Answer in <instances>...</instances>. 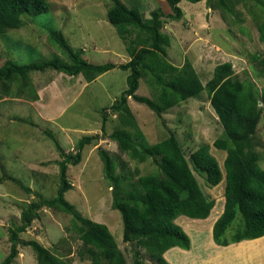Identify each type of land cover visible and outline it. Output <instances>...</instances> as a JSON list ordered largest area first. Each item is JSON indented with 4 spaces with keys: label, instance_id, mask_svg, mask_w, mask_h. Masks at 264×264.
<instances>
[{
    "label": "rangeland",
    "instance_id": "obj_1",
    "mask_svg": "<svg viewBox=\"0 0 264 264\" xmlns=\"http://www.w3.org/2000/svg\"><path fill=\"white\" fill-rule=\"evenodd\" d=\"M129 9L139 12L144 19L151 11L163 15L161 32L170 38L165 60L181 67L189 61L202 84L212 76L215 66L229 62L234 78L249 81L260 96L264 92V44L259 42L258 27L264 21V7L253 0H202L191 4L179 3L182 18L173 21L165 0H120ZM49 11L35 17L22 16L16 30L0 35V66L10 61L15 64L41 63L59 57L68 61L57 45L49 42L51 31H59L75 52L92 64H124L129 60L124 42L109 24L106 12L109 0H46ZM150 73V71H149ZM127 71L114 69L87 83L79 75L69 77L47 69L31 72L27 77L0 81V264L9 253L8 228L19 224L21 209L37 201L56 196L58 189V161L60 157L53 139L66 154H73L77 141L83 136L100 135L102 109L109 107L126 89ZM157 87L149 74L140 80L137 95L156 99ZM138 128L148 145L173 134L186 158L200 146L207 145L209 153L218 162L223 179L214 188H208L203 178L194 173L205 196L215 200L212 220L224 205V151L213 143L223 138V130L209 98L202 92L157 117L146 106L131 99L127 101ZM261 119L256 130L255 152L264 169V107L259 101ZM105 132L120 128L116 114L106 111ZM134 133L131 128H124ZM52 138V139H51ZM109 152L117 172L127 167L125 176L135 183L137 175L157 171L151 159L143 163L132 160L109 139H98L82 151L81 162L69 166L67 179L72 189L65 200L85 218L104 224L113 236L127 264H132L133 248L122 242L120 214L111 208V188L103 178V166L97 149ZM134 170L138 173L133 175ZM22 187L30 189L26 193ZM181 216L176 219L190 239V253L203 254V245L209 240V222ZM70 216L54 209H42L38 219L20 234L21 240H36L53 254L58 263L91 264L70 227ZM243 219L237 214L226 230L230 237L243 229ZM213 242V241H212ZM214 243V242H213ZM198 251H196V246ZM256 247H252L254 251ZM175 248L169 252L170 263L183 261L184 255ZM241 249V248H240ZM144 264H154L143 252ZM191 256L185 255L186 262ZM254 262V259H252ZM249 263V260H248ZM14 264H36L33 251L20 247Z\"/></svg>",
    "mask_w": 264,
    "mask_h": 264
},
{
    "label": "trees",
    "instance_id": "obj_2",
    "mask_svg": "<svg viewBox=\"0 0 264 264\" xmlns=\"http://www.w3.org/2000/svg\"><path fill=\"white\" fill-rule=\"evenodd\" d=\"M109 1L106 18L124 42L129 57L126 63H89L81 57L82 51L75 52L70 48L59 31H51L49 42L66 53L68 61L54 56L41 63L20 65L7 61L0 66L1 82H10L17 77H27L31 72L47 69L69 77L81 75L87 83L114 69L128 72L126 89L109 107L102 109L100 135L80 138L73 154H66L53 139L60 157L56 196L44 199L37 194V201L27 203L21 209L19 224L13 223L7 230L9 253L1 264H14L20 247L33 251L36 264H72L58 263L56 257L36 240L20 239L19 235L38 219L42 209H54L70 216V227L77 232L91 264H127L108 228L83 217L65 200V193L72 189L67 179L68 167L81 162L86 146L105 138L116 143L132 160L143 163L151 159L157 166L156 172L137 175L136 182L129 183L130 177L125 176L127 167L124 165L117 172L109 152L97 149L103 166V178L111 188V208L121 216L122 242L133 248L132 264H144L143 252L154 264H169L164 258L168 250L190 249V239L176 219L184 216L192 220H205L209 217L215 200L204 195L194 173L204 179L208 188H214L222 181L220 166L210 155L207 145L200 146L186 158L173 134L148 145L128 106V99L146 106L160 117L180 103L198 98L202 92L207 94L210 107L223 130V138L215 140L213 146L226 153L223 162L224 205L212 226L213 242L226 247L264 236V169L260 167L259 156L255 152L256 128L262 113L258 104L260 101L264 107V92L259 96L252 83L236 80L229 62L215 66L211 78L202 84L189 61L176 67L165 60L170 38L161 32L163 15L160 11H151L149 18L144 19L139 12L129 9L120 0ZM182 1L196 4L202 0H165L171 20L182 18L178 6ZM253 1L264 7V0ZM48 11L46 0H0V35L18 29L22 16L35 17ZM258 39L264 44V21L258 27ZM147 74L157 87L156 99L136 94L140 80ZM106 111L116 114L120 125L109 134L105 132ZM124 128H131L134 133ZM137 173L134 170L133 175ZM22 189L31 193L28 188ZM237 214L243 219V229L227 237L226 230Z\"/></svg>",
    "mask_w": 264,
    "mask_h": 264
},
{
    "label": "crops",
    "instance_id": "obj_3",
    "mask_svg": "<svg viewBox=\"0 0 264 264\" xmlns=\"http://www.w3.org/2000/svg\"><path fill=\"white\" fill-rule=\"evenodd\" d=\"M223 179V175H222ZM217 213L216 216L210 220L211 214L207 219H205L203 222H209V240L206 244L203 245L204 250L202 251L203 254H205L206 250L209 255V257H203L200 253H196V255H192L190 253V250H181L177 249L179 253L184 255L183 261L177 263V264H264V236L250 241H242L237 244H232L226 247H220L215 245L212 241V226L215 220L221 215L223 211V207L221 209H216ZM180 218V217H179ZM177 218V219H179ZM198 222H202L200 220H197ZM177 223V222H176ZM191 246V244H190ZM192 247V246H191ZM198 245L196 246V251H198ZM252 247H256L255 250H252ZM241 248V249H240ZM175 248H172L168 250L164 254L165 260L169 264H175L170 263V260L168 259V255L170 254L171 250ZM186 256H191L190 261L186 262L185 260ZM254 259V262L252 261ZM249 260V263H248Z\"/></svg>",
    "mask_w": 264,
    "mask_h": 264
}]
</instances>
